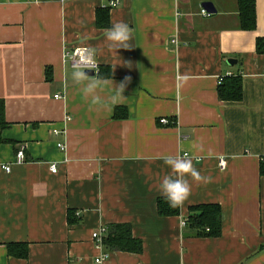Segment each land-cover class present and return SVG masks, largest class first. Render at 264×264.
<instances>
[{
    "label": "crops",
    "instance_id": "1",
    "mask_svg": "<svg viewBox=\"0 0 264 264\" xmlns=\"http://www.w3.org/2000/svg\"><path fill=\"white\" fill-rule=\"evenodd\" d=\"M112 1L0 0L9 123L0 145V264H264V52L256 48L264 0H256L254 30L241 27L238 0ZM105 7L109 27L129 24L131 49L108 47L109 27L97 24ZM75 46L89 47L111 76L86 69L76 81L65 56ZM222 76L241 78V99L219 97ZM93 81L97 103L83 92ZM116 106L128 116L115 118ZM165 154L191 158L210 178L187 177L189 198L167 216L158 210L159 183L171 174ZM211 203L222 207V234L199 236L187 224L190 208ZM115 224H130L142 251L99 245L93 233L107 236ZM10 243H27L28 257L11 256Z\"/></svg>",
    "mask_w": 264,
    "mask_h": 264
},
{
    "label": "trees",
    "instance_id": "2",
    "mask_svg": "<svg viewBox=\"0 0 264 264\" xmlns=\"http://www.w3.org/2000/svg\"><path fill=\"white\" fill-rule=\"evenodd\" d=\"M240 25L243 29L254 30L257 27L256 0H238ZM109 7L99 8L97 10V24L100 27L110 26ZM257 51L264 52V37H259L256 43ZM48 79H52L51 68L48 67ZM101 78L111 76L108 67L102 66L98 72ZM242 81L239 76L224 77L218 88L219 97L223 100H239L242 98ZM128 116L126 107L116 106L114 110L115 118H124ZM9 123L6 120L5 101L0 98V145L8 140L4 137V130ZM260 172L264 175V159L261 162ZM158 210L160 215H176L180 213V208L169 207L166 199H158ZM222 207L220 204H198L190 208L187 224L194 228L199 236L218 237L222 234ZM69 221H77L76 213L69 211ZM104 245L112 250H122L131 252H140L143 249V243L140 239L133 236L130 224L110 225V231L104 238ZM8 252L11 256L27 258L29 249L27 243H10Z\"/></svg>",
    "mask_w": 264,
    "mask_h": 264
},
{
    "label": "clouds",
    "instance_id": "3",
    "mask_svg": "<svg viewBox=\"0 0 264 264\" xmlns=\"http://www.w3.org/2000/svg\"><path fill=\"white\" fill-rule=\"evenodd\" d=\"M105 39L108 42V47L115 51L119 49H131L132 45L129 43L132 39V29L126 22H117L111 25L105 30ZM89 59L85 61H79L74 58L75 70L73 71V78L76 81L84 79L86 69L91 66L94 54L89 50ZM130 77H125L118 86L114 87L115 95L112 97L113 102L116 103L124 95V89L126 82L130 81ZM98 83L93 81L88 83L84 87L83 92L86 96L92 95L93 103H97L98 97L94 95ZM163 161V164L171 170V174L164 176L159 183V194L164 197L171 208H180L184 202L189 198L191 194V186L187 177H191L192 180L201 181L209 180L210 178L202 177L197 169L193 166L191 158L182 157L180 155L165 154L159 157ZM106 259V257L102 258Z\"/></svg>",
    "mask_w": 264,
    "mask_h": 264
},
{
    "label": "built area",
    "instance_id": "4",
    "mask_svg": "<svg viewBox=\"0 0 264 264\" xmlns=\"http://www.w3.org/2000/svg\"><path fill=\"white\" fill-rule=\"evenodd\" d=\"M110 5H112V6L117 5V1L116 0L112 1L110 3ZM202 12H203V14H207V12L205 10H203ZM172 42L176 43L177 40L175 39ZM89 50H90V48L86 47V46H75L71 49H68L66 51L65 56H66V59L69 60L74 65V63H73L74 58L76 60H79V61L88 60L89 55H90ZM91 53H92V51H91ZM87 69H93L95 73H98L100 71L101 64L98 61V59H96L95 56H94V59H93L91 66L88 67ZM223 78H224V76L220 77V82H222ZM56 97H59V94H57ZM160 122L165 124V123L169 122V119L162 118L160 120ZM61 132H62V130H60V129H57L55 131L56 134H61ZM58 146L61 147L62 149L64 148V144L62 142H58ZM17 158H18V162L23 161L25 159V153H24L23 149H21L17 152ZM220 164L224 165L225 161L221 160ZM4 168L6 171L9 172L11 170V165H6ZM51 170L53 172H57V170H58L57 165L56 164L51 165ZM105 233H107V229H105V228H101L98 231H95L93 233V237L96 239V241L98 242L99 245H102V246L104 245V238H105L104 234ZM104 257H106V258L109 257V252L105 253L102 257L97 258L96 261L100 262L103 260L102 258H104Z\"/></svg>",
    "mask_w": 264,
    "mask_h": 264
},
{
    "label": "water",
    "instance_id": "5",
    "mask_svg": "<svg viewBox=\"0 0 264 264\" xmlns=\"http://www.w3.org/2000/svg\"><path fill=\"white\" fill-rule=\"evenodd\" d=\"M203 6H204V8L206 9V11L209 12V13H215V12H217V9H216L214 3L211 2V1H206V2H204V3H203ZM88 72H89V74H91V75H94V74H95V72H94L93 69H88Z\"/></svg>",
    "mask_w": 264,
    "mask_h": 264
}]
</instances>
